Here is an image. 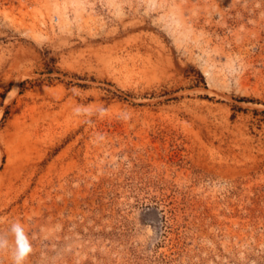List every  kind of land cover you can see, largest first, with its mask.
Masks as SVG:
<instances>
[{"label":"rangeland","instance_id":"374dc122","mask_svg":"<svg viewBox=\"0 0 264 264\" xmlns=\"http://www.w3.org/2000/svg\"><path fill=\"white\" fill-rule=\"evenodd\" d=\"M264 264V0H0V264Z\"/></svg>","mask_w":264,"mask_h":264},{"label":"clouds","instance_id":"9594fccd","mask_svg":"<svg viewBox=\"0 0 264 264\" xmlns=\"http://www.w3.org/2000/svg\"><path fill=\"white\" fill-rule=\"evenodd\" d=\"M11 232L15 236L16 248L14 252V264H23L24 259L31 252V243L20 224H13ZM7 239L0 236V248L7 246Z\"/></svg>","mask_w":264,"mask_h":264}]
</instances>
